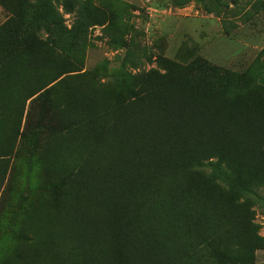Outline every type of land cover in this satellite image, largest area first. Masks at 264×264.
I'll use <instances>...</instances> for the list:
<instances>
[{"label":"rangeland","instance_id":"1","mask_svg":"<svg viewBox=\"0 0 264 264\" xmlns=\"http://www.w3.org/2000/svg\"><path fill=\"white\" fill-rule=\"evenodd\" d=\"M196 59L228 78L190 94L170 82ZM232 90L264 92V0H0V264H113L94 242L114 217L130 264H172L170 243L182 264H264V118L249 108L243 147L219 160L189 110L253 106ZM173 202L189 204L188 245Z\"/></svg>","mask_w":264,"mask_h":264},{"label":"trees","instance_id":"2","mask_svg":"<svg viewBox=\"0 0 264 264\" xmlns=\"http://www.w3.org/2000/svg\"><path fill=\"white\" fill-rule=\"evenodd\" d=\"M178 70L173 75H167V78H169L170 82L175 81H181L182 84H180V87H183V90L188 92V94L193 93L195 88L199 89H209L214 90L217 86L221 85L223 83V80L228 78L227 72L222 71L218 67L212 66L204 62L203 60H194L192 63L186 67H176ZM198 79V80H196ZM179 86V85H178ZM188 90V91H187ZM231 92L236 93L235 96L237 101L246 100L248 102H251L253 104L252 107L248 106L245 102L244 103H235L236 101H228L222 98V100H217L216 102L219 103L220 106H212V105H192L189 107L190 111H193L194 113H198L201 115V127L198 126L197 130L198 133H201V145L203 144H210L215 148L217 151L215 157H217L219 160H223L226 157L227 150L226 149H236L240 150L243 147V140H237L234 139L235 134L240 135L241 137H245V133L247 131V128H250L249 121L247 119H250L251 116L252 119L254 117V113L261 117L263 120L264 118V92L263 93H255L251 92L249 95L245 94L244 91H234ZM228 95H231L227 93ZM227 98V96H225ZM188 101V100H187ZM251 108L252 111H256L252 113V111L249 109ZM257 117V116H256ZM258 119V117H257ZM255 120V119H254ZM226 125V126H224ZM223 126V127H222ZM183 128L186 130L184 134H189L191 131V126L188 124L183 125ZM220 133L222 140H216L212 137V133ZM150 136L152 135L149 134ZM183 135V134H182ZM186 136V135H184ZM168 138L167 143L170 148L173 149L175 145L177 144V141ZM190 144L188 142H183V148H189ZM156 151V149H153ZM152 150V152H153ZM155 159L157 160V155L160 156V158H167V154L165 153H153ZM179 155L175 154L174 156ZM177 161L179 159L177 158ZM180 162V161H179ZM175 163V162H173ZM174 165V164H173ZM157 166L156 165L154 168ZM162 164L159 163V167L157 170H160ZM163 170H169V165L165 162L164 163V169ZM145 174V173H144ZM179 174V173H177ZM234 176L236 177L237 181H240L241 172L240 170L236 171L234 170ZM164 178L162 181L153 178L150 183H155L158 186H162L167 184L166 181H164ZM146 182L149 183V179L146 180ZM186 199V198H185ZM137 201V198L135 197V202ZM181 200H179L180 202ZM148 200L146 202V206L149 209H152V206L149 203ZM144 204V202H142ZM112 206H110L109 211L112 212L114 215L121 212V210L124 209V201H117L113 200ZM153 205L156 207H159V200H156L153 202ZM174 206V209L169 210L167 213L168 215H172L175 217L176 215L182 218L184 221L175 222L174 230H173V237L176 240H179L184 245H188V242H183L181 233L182 231H185L188 233V218L183 215V211L186 210L189 207V204H185V202H182L180 204H176L173 202V204H170V207ZM190 208V207H189ZM120 216V215H119ZM121 217H114L116 220H109V224L111 227V233L110 235L108 232L106 234L109 237V241L106 242L105 247L101 248L97 246L94 242L95 247L100 250L103 253H110L111 257L113 258V264H130L133 263L138 257L132 258V250L133 248L137 249L135 246L131 245L125 237V232L123 231L121 236ZM170 222V220H169ZM168 223V222H167ZM197 224V223H196ZM199 225V224H197ZM196 226V225H194ZM197 227V226H196ZM189 235L193 236V238H196L201 241V232L193 231ZM169 242V241H168ZM170 243V242H169ZM167 253L169 254L171 258L172 264H182L183 261L181 257L178 255V252L174 250L171 243L168 244L164 248ZM146 251V250H145ZM185 253L187 256H190L192 254V250H183L181 253ZM194 258V257H192ZM192 258H189L188 260H191ZM92 258L88 253H84L82 256L77 255V263L78 264H91ZM155 263V258L153 260Z\"/></svg>","mask_w":264,"mask_h":264}]
</instances>
